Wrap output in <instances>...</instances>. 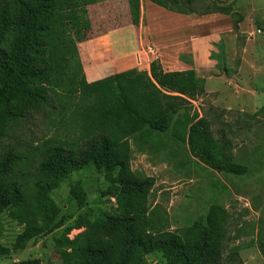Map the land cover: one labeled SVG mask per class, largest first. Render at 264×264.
<instances>
[{"label":"trees","instance_id":"obj_1","mask_svg":"<svg viewBox=\"0 0 264 264\" xmlns=\"http://www.w3.org/2000/svg\"><path fill=\"white\" fill-rule=\"evenodd\" d=\"M149 1L180 15L229 16L240 35L242 16L217 0ZM99 2L104 0H0V257L51 236L62 252L60 264H151L146 256L154 253L166 264H244L238 246L227 251L223 206L212 204L191 225L170 229L166 212L150 203L153 178L131 169L133 151L152 154L169 140L215 171L243 175L245 166L234 161L235 131L214 134L217 118L199 117L192 108L206 94L204 79L192 69L166 71L154 59L148 71L130 68L87 82L78 44L90 38L87 7ZM127 5L137 26L140 0ZM51 112L52 137L41 136L40 143L8 139L39 116L49 120ZM262 112L264 107L254 116ZM170 152L183 154L176 146ZM87 166L103 175L114 211L64 226L51 193ZM86 197L80 182L70 186L78 207ZM5 214L21 227L8 245L2 242ZM72 230L81 231L70 238Z\"/></svg>","mask_w":264,"mask_h":264},{"label":"rangeland","instance_id":"obj_2","mask_svg":"<svg viewBox=\"0 0 264 264\" xmlns=\"http://www.w3.org/2000/svg\"><path fill=\"white\" fill-rule=\"evenodd\" d=\"M217 1L230 6L233 12L242 16L240 35L231 31L229 16L189 15V22L197 23L192 29L196 36L202 43L205 40L213 45L214 51L210 52L209 57H215L217 62L214 69L211 68L212 73L201 75L214 77L204 80L205 89L210 91L196 99L192 108L199 109L208 119L217 118L212 125L214 134L218 129L227 132L232 128L235 131L231 137L234 161L245 166V173L232 175L215 171L192 157L186 146L169 140L165 148L152 154L133 151L131 169L153 178L150 203L166 212L170 229L189 226L199 217H204L210 205H221L228 212L227 251L230 247L238 246L244 264H264V252L261 250L264 244V112L254 116L264 107V0ZM126 5V0H115L87 7L91 22L89 39L103 30L122 25L129 18ZM187 24L184 23L183 29H188ZM216 32H221L222 43L216 42ZM220 75L222 78L216 77ZM52 125L51 112L49 120L45 115L39 116L35 122L16 128L8 139L40 143L41 136H53ZM174 146L183 154L171 153ZM187 153L190 157H187ZM76 182H80L87 193L82 207L69 198V188ZM108 192L103 175L92 166H87L69 175L51 195L62 209L66 226L79 216L95 219L113 212L115 198ZM3 219L5 229L2 242L8 245L21 227L6 214ZM79 231L72 230L69 237ZM61 253L48 236L37 244H28L22 252L0 257V264L30 258H39L41 264H60ZM146 260L151 264H166L158 253L147 255Z\"/></svg>","mask_w":264,"mask_h":264},{"label":"crops","instance_id":"obj_3","mask_svg":"<svg viewBox=\"0 0 264 264\" xmlns=\"http://www.w3.org/2000/svg\"><path fill=\"white\" fill-rule=\"evenodd\" d=\"M113 1L115 2L108 0L103 3ZM188 17L167 11L149 0H140V20L137 26L131 23L130 17H127L122 25L103 30L101 34L78 44L86 81L93 82L130 68L148 71L149 64L154 59H159L166 71L192 69L200 74V77L212 73L211 68L217 63L215 57H209L210 52L214 51L213 45L205 40L202 43L192 30L197 25L196 21L189 22ZM185 22L188 23V29H183ZM227 28L229 29V24ZM228 29L230 32L231 28ZM185 31L188 32L184 33ZM216 33L218 37L216 42L222 43L221 32ZM180 34L182 35L179 36ZM213 77L202 78L206 81ZM216 77L222 78L221 75ZM205 91L209 93L210 90L207 88ZM196 110L201 117L200 110L197 108Z\"/></svg>","mask_w":264,"mask_h":264},{"label":"clouds","instance_id":"obj_4","mask_svg":"<svg viewBox=\"0 0 264 264\" xmlns=\"http://www.w3.org/2000/svg\"><path fill=\"white\" fill-rule=\"evenodd\" d=\"M193 102H194V101H193ZM193 102H192V103H193ZM195 109H196V108H195Z\"/></svg>","mask_w":264,"mask_h":264}]
</instances>
